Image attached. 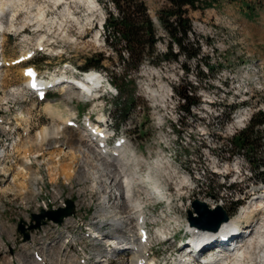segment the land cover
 <instances>
[{"label":"rangeland","instance_id":"374dc122","mask_svg":"<svg viewBox=\"0 0 264 264\" xmlns=\"http://www.w3.org/2000/svg\"><path fill=\"white\" fill-rule=\"evenodd\" d=\"M23 1L25 2V8L19 9L18 12L16 11L14 19L12 20V24L14 25L13 31L9 33L5 30L4 33L0 35L1 38L3 36V40H0V56H10L14 58L19 55L21 50L30 48L31 45H34L41 37L43 38V41L40 46L44 48L45 43H48L50 46L48 49H51V52L48 51L46 52L48 55L37 56L34 60L22 63L18 67H6L0 69V119L3 120L6 117L1 116L2 114L7 115L8 117L15 115L14 118L11 119L12 124L9 126L0 122V154L4 152L3 157L0 158V236L2 238L0 239V264L34 263V259L26 251L27 244L25 245L24 235L19 230L18 226L22 225L25 228V234L27 233L28 237L34 236L35 229H29L31 218L28 216L26 210L28 212H34V206L41 198H45L47 200L50 199L48 201L51 202L52 200L54 202L56 200L55 193L58 192L62 195V197L72 200L73 207L77 201L78 204H83L82 210L84 215V209L87 210L89 214L91 213V210H88L90 207L92 210L94 207L97 209V202L100 200V188H102L101 191L104 192L103 194H105L106 189L109 195L112 192V194H116V192H119L121 189V186L119 185L120 178L118 177L120 173H110L112 165H107L103 160L101 163L103 164V167L102 169H99L98 167L93 166L92 163L84 161V158L86 160V157H81L80 159V157L76 154L77 156L75 158H71L69 160V158L74 156V154L69 152V154L66 155L65 152H63L59 159L52 160L51 157L49 158V154H45L38 159H31V164L26 166L28 168V172L32 170L31 173L38 176L37 187L39 191L41 190V194L39 195L40 197L32 196L29 198L27 192L24 191L27 186H29L28 191L31 190V177H27L26 174V177H22L24 173L21 172L20 167H24L25 159L23 157L28 153L31 156L36 155L39 152L38 149H40V145H46L45 142L37 143L36 138L38 131L43 125H48L53 121L56 122V120L50 119L48 116L46 119L43 114V105L41 103L34 105L32 97L29 96V92L23 87V82L26 79H23L24 76L22 74L24 67L26 66H34L39 71H43L48 66L45 61H49L50 63L70 61L74 65L81 67L85 63V59H90V56L95 58L97 54L101 53L105 55L101 68L108 73V76L118 79L122 77L126 78L125 80L128 83L127 87L129 88L128 96L130 97V101L141 105L137 106L136 110L129 114V118L130 116L133 117V124L136 127L133 129L138 132L137 135L140 134L143 126L141 135L137 136L138 138H132L135 143L134 147L137 148L135 155L136 163L133 165L134 163H132V158L130 161H126L128 167L127 169L129 171L128 173L133 177V184L135 183L132 188L133 193H135L133 197L134 200H146L143 183L144 185H150L151 183L149 182L155 184L159 182L160 187L166 189L165 180L172 181L169 183V187H167V189L171 190L176 195L178 193L179 197H187V192L183 189V182L178 180V173H180V170H184V172H182V177L184 178L183 181L185 182L184 185H192L191 183L196 182V176L193 171L192 164L197 160L199 168L204 172L203 184L209 182L211 189L212 187L213 189H217L216 195H218L220 200L223 199V204L212 196L215 195L214 193L207 192L203 195L204 197H196L195 199L204 203L205 200H208L210 206H213L212 210H215L218 208V205L221 204L219 206L224 211L230 213L232 204L238 202V200L242 198V191L256 182V170L253 169L251 163L247 162L246 164H243L241 161L244 167L248 166L250 171H252L253 177L251 179H245L246 187L240 183L233 184L234 168L231 167L232 165L230 164V160L239 159V150H237L236 146H228L227 153L223 147V144L225 143L222 140L218 142L213 141V139L215 140L213 137V131H219L218 123H210V125H208L210 128L205 130L204 133L201 129L207 125V121H209L208 114L212 113V108L218 107V116L226 115V111V113H231L233 110L241 109L242 107H244L245 110H251V108H253L256 113H264V62L262 63L253 60L254 58H258L264 61V0H209L211 3L208 9L191 12L190 16L192 21L199 20V22H202V25H200L201 28H198V35L201 40H204V45L207 47L203 51L200 48V53L207 54L206 57L208 59V63L212 65V72H210V68H201L202 76H206L203 78L199 76L200 84H198L199 86L195 89L196 92H191V95L198 99L199 94H205L209 97L202 98L200 106H196V112L182 120L180 129L172 128L173 125H179V116L177 115L178 109L171 110L170 112L169 106H165L164 102V99L174 100L176 87L183 92L186 86L184 80L179 76V73L174 69L171 70L168 66L167 60L162 57L165 53V44L170 40H168V37L164 35L161 25L158 24L156 13L165 5L164 0H144L147 5V13L150 15L152 22L157 25V27H155V25L154 27L156 36L159 37L156 44V56L144 61L139 67L138 72L135 76H132V78H129L130 76L128 74L125 76V73L122 71V65L119 61V57H117L115 52L103 47L105 46V43L103 42L101 34L104 33V30L101 25L99 26L100 30L95 39L100 38L102 45H96L95 43L87 41L88 36H83L82 34L85 29L91 30L94 28L93 26H95L96 22L100 21V17L103 13L101 8L107 10L109 8L107 1L110 2V0H99V6H94L93 0L89 1L90 4L87 0H83L87 7L84 6V3L81 0ZM55 4L58 5L56 6ZM66 10H70L75 13L76 19L71 20L66 18ZM38 12L44 14V18L47 21L46 23L39 24L36 20H34L35 14ZM46 14L47 18H50L51 21L46 18ZM225 16L230 19L231 24L227 23L229 20L225 19ZM8 17H10V15L4 17L3 21L6 22L5 24H8ZM207 27H209V30ZM66 29H68L67 33L69 37H64ZM198 35L193 34V39L197 41L196 37ZM71 38L73 40H71ZM208 41H211L212 49H209L210 45ZM92 51L96 53L92 55ZM122 51H124L123 57L127 58L124 48ZM25 54L26 52L23 56ZM202 64L203 63L199 64L197 61L188 62L190 69L195 72L200 66H202ZM221 67L222 71L220 72L219 68ZM4 75L6 76V79ZM173 77H177V80H174ZM167 82H171L172 84L174 83V87L168 88ZM162 86L163 88L161 90ZM166 87L168 89H165ZM244 90L247 91L245 92ZM53 97L58 99L60 96L56 93L53 94ZM107 98L108 97H106V99H102L103 101L99 99L95 102L83 104L74 102V105H71L70 107L75 111L78 110L80 113L90 112L95 118L98 117V112V114H113L114 109L117 111L122 109L117 105L118 99H116L115 96H109V98ZM221 104L223 106H221ZM19 110H23V113L21 114L23 120L16 119V115L20 114ZM103 110L105 112H103ZM168 121H172V126ZM25 127H29V129L24 136L23 128ZM125 127H127V124H124V126L121 127V130ZM261 127L262 126L257 127L256 129L263 135L261 140L264 142V129ZM242 131L244 130L239 128V133ZM72 133L74 134L73 137L66 143L67 145L75 147L79 144V141L82 143V140H79V137L82 134L77 130L74 131L73 129ZM27 140L29 141L28 143L26 142ZM62 140H64V138L60 139V141ZM14 142L20 146H14L15 148L13 149L12 145ZM26 143L29 147L26 146ZM56 150L60 153L58 149ZM253 156H256L255 158L263 159L264 161V146L253 152L250 159H253ZM219 157L221 160H219ZM153 161L159 162L158 164L162 163L163 166L161 168V172L154 173L153 166L155 167L156 165ZM54 164L57 165L55 166ZM55 167L58 168L56 169ZM62 168H64L63 170L67 169V171H63ZM17 170H19V172ZM174 171H176L175 174L178 172L176 177L174 175ZM224 172L228 173L224 174ZM109 174L113 175V178L116 179L117 183H119L116 185V188L105 185L108 183L105 182L106 179H104V176L108 178ZM184 176H186L188 180L185 179ZM15 178H17V180L13 181L12 179ZM20 181L23 182L24 187H26L22 189V191H24L22 194L19 193V189L15 184L20 183ZM103 185L107 187H102ZM136 188H138L139 191H137ZM208 194H210V196ZM56 203L57 202H55V205ZM66 205L64 208H66ZM108 206L109 210L115 211V213L117 212V215L124 217L125 220H128V223L131 222V229L129 231H133L135 229V224H133L131 219L132 207H128L125 201L115 202L113 200ZM161 206H163V204H161ZM238 208L236 212L233 213V216L237 214ZM58 209L61 208L55 207V209L49 210L55 211ZM49 210L46 209L44 211ZM165 212L166 211L164 210V214ZM188 212L182 211V213H180L177 211V215L175 216V218H177V222L175 220L173 221V217L171 218L166 214L165 218H158L157 221H161L152 223L155 225L156 230L165 233L168 240L174 237L181 238V235H183L181 219L184 222H188ZM192 214L194 217L198 216L194 212ZM254 215L258 216L257 214ZM84 217H82V224H74L75 226L74 229H72L73 231L71 230L72 232H85V230H87L86 228H88L89 225L86 223L88 221L92 222L93 214L86 222L84 221ZM64 219H66V217L63 218V220ZM110 219V216L106 217V222L110 221ZM43 222L50 223L52 221L44 219L42 223ZM241 223L244 225L246 222L243 221ZM258 223L260 224V222ZM85 224L87 226H85ZM259 224L255 225L254 223L256 229L252 234L253 236L256 235V230L258 229ZM53 227V224H51L49 235L43 236H54L52 234ZM178 228L181 230H178ZM252 229L253 228H250L249 230ZM110 232L112 231L109 227V231H106L105 235L102 237H108ZM37 240L38 237L30 239L29 241L38 243ZM252 241L253 246H251L248 251L251 250L254 252L256 251L255 249H257L254 243L256 241L255 238ZM94 244L95 243L89 244L88 249L90 252L94 254L100 251L101 256L106 255V258L110 259L109 264H127L130 260L129 254L126 253H118V255L114 257L110 255V253L106 254L105 251H110L112 246H101L102 242L99 245ZM262 245H264V242L261 244L259 249L260 252L258 254H254L252 252V255L255 256H251L249 258L251 260V264H259L260 258L258 259L257 255L264 253V246ZM57 246H55L56 248L54 247L47 250L45 254L46 256H49L50 254L52 255V264H62L58 263L57 253H55ZM50 250L51 252H49ZM52 250L54 252H52ZM11 255L14 256V258L10 259L9 257H11ZM80 256L82 255L80 254ZM86 256L89 257H82H84L88 264H101L97 262L95 257H92L89 254H86ZM30 260L31 262H29ZM247 261L248 260H245L243 263L248 264ZM229 262L230 264H234V259Z\"/></svg>","mask_w":264,"mask_h":264},{"label":"bare ground","instance_id":"6f19581e","mask_svg":"<svg viewBox=\"0 0 264 264\" xmlns=\"http://www.w3.org/2000/svg\"><path fill=\"white\" fill-rule=\"evenodd\" d=\"M90 0H87V2H89ZM29 4V3H28ZM90 4V2H89ZM30 5V4H29ZM56 5V4H55ZM58 5V4H57ZM56 5V6H57ZM25 8V2L23 0H0V35L4 33L5 30H7L6 32H11L14 29V25L12 24V20L14 19L15 16V12L19 11V9H24ZM27 8V6H26ZM43 9V8H42ZM27 10V9H26ZM21 11V10H20ZM40 11V10H38ZM41 12V11H40ZM36 13L35 14V19L36 22L40 23H46L47 21L44 18V14L42 13ZM66 13V12H65ZM19 14V13H18ZM8 15H10L8 24H5L6 22H4V17H7ZM28 16V15H27ZM30 16V14H29ZM28 16V17H29ZM17 17V14H16ZM31 18V19H32ZM50 20V19H49ZM27 21V20H26ZM51 21V20H50ZM55 21V20H54ZM104 21V20H103ZM156 21V20H155ZM29 22V21H28ZM35 22V21H34ZM56 22V21H55ZM157 22V21H156ZM14 23V22H13ZM31 23V22H30ZM103 23V22H102ZM52 24V23H51ZM155 24V23H154ZM200 25H202V22H199ZM55 25V24H54ZM59 25V24H58ZM57 25V27L59 28V26ZM22 27V26H21ZM102 27V26H101ZM23 28V27H22ZM46 28V27H45ZM48 29V28H47ZM61 29V28H60ZM103 29V27H102ZM211 32V31H209ZM39 36V35H38ZM224 37V36H223ZM3 38V36H2ZM0 37V40L2 39ZM230 39V38H229ZM3 40V39H2ZM43 38L41 37L39 41H37V44L42 45ZM46 42V41H45ZM205 43L202 41L200 42V48L202 49V51L207 47L206 45H204ZM1 45V44H0ZM49 46V45H48ZM41 47V46H40ZM210 49V48H209ZM60 51V50H59ZM30 52V51H26ZM201 52V51H200ZM224 53V52H223ZM224 55V54H223ZM164 61V60H163ZM212 66V65H211ZM208 69V67H207ZM52 72L50 73V75L46 76L47 79H51L53 77H56L60 74H53V71H58L61 73H65V70H60L58 67H56L55 69L51 70ZM206 71V70H205ZM231 71V70H230ZM98 74H92L91 72H76L75 74L71 75L68 79L67 82L62 84L59 88H63L67 90L65 99H69L71 100H75V101H88V100H97L100 95L102 94V98L105 97H113L116 93L117 90L115 87H110L107 82L109 81V77L108 74L106 72H103L101 70L97 71ZM231 73V72H230ZM6 75V74H5ZM4 75V76H5ZM3 76V77H4ZM247 76V75H246ZM231 77V76H230ZM243 77V76H242ZM245 77V76H244ZM20 78V77H19ZM22 78V77H21ZM6 79V76H5ZM24 79H26L23 83H27L30 78L29 77H24ZM241 79V78H240ZM228 80V79H227ZM246 80V79H244ZM243 80V81H244ZM2 81V80H1ZM221 81V80H220ZM163 82V81H162ZM38 84H47V81H42V80H37ZM224 83V82H223ZM228 83V82H227ZM230 83V82H229ZM162 85V84H161ZM164 85V84H163ZM227 85V84H226ZM242 85V84H241ZM160 86V85H159ZM240 86V85H237ZM165 87V86H164ZM231 87V86H229ZM163 86L161 87L162 90ZM235 88V87H234ZM249 88V87H248ZM11 89V88H10ZM165 89H168L167 87ZM241 89V88H240ZM13 90V89H12ZM12 90H8V91H12ZM26 90V89H25ZM230 90V89H229ZM235 90V89H234ZM251 90V89H250ZM28 91V90H27ZM152 91V90H151ZM245 91V90H244ZM247 91V90H246ZM245 91V92H246ZM29 92V96L32 97L33 100H35V95ZM154 92V91H152ZM173 92V91H172ZM249 92V90H248ZM166 93V92H165ZM225 93V92H224ZM240 93V92H239ZM154 94V93H153ZM156 94V93H155ZM242 94V93H241ZM240 94V95H241ZM233 95V94H232ZM153 96V95H152ZM156 96V95H155ZM192 96V95H191ZM223 96V95H222ZM247 96V95H246ZM159 97V96H158ZM249 97V96H248ZM107 98V99H108ZM153 98V97H152ZM163 98V96H162ZM165 98V96H164ZM170 98V97H169ZM229 98V97H228ZM234 98V96H233ZM239 98V97H238ZM113 99V98H112ZM155 99V98H154ZM158 99V98H157ZM246 99V98H245ZM156 100V99H155ZM167 100V99H166ZM199 100V99H198ZM230 100V99H229ZM103 101V100H101ZM153 101V100H152ZM227 101V100H226ZM235 101V100H234ZM241 101V100H240ZM154 102V101H153ZM165 102V101H164ZM225 102V101H224ZM223 102V104H224ZM239 102V101H238ZM242 102V101H241ZM240 102V103H241ZM250 102V101H249ZM161 103V102H159ZM207 103V102H206ZM218 103V102H217ZM229 103V102H228ZM233 103V102H232ZM245 103V102H244ZM247 103V102H246ZM45 112L48 113V117L50 119H54L56 120V122H51L48 125H43L37 134V143L40 142H47V143H52L54 140L53 138H57L58 135H62V137L64 138V142H68L72 137H73V133H72V129L70 128H66L65 124L66 121H68L69 115H67L66 113H63L58 107H56V105H50L49 103L45 104ZM153 105V104H152ZM215 105V104H214ZM236 105V104H235ZM242 105V104H241ZM154 106V105H153ZM203 106V105H202ZM221 106H223L221 104ZM230 106V105H228ZM159 107V106H158ZM218 108V107H217ZM154 109V108H153ZM167 109V108H166ZM156 110V109H155ZM211 110V109H210ZM228 110V109H227ZM102 111V110H101ZM177 111V110H176ZM103 112H105L103 110ZM159 112V111H158ZM171 112V111H170ZM227 112V111H226ZM258 112V111H257ZM23 113V112H22ZM90 113V112H89ZM99 113V112H98ZM97 113V116L99 115ZM222 113V112H221ZM230 113V112H229ZM228 113V114H229ZM111 113H107V115H104V118L107 119V122L112 125L114 123L115 120H113V118L110 115ZM173 114V113H172ZM178 115V113H177ZM220 116V115H219ZM253 117V114L251 112V110H245L244 107H242L241 109H235L233 110V112L230 113L229 116V124H235L236 123V129L239 130V128H242L243 130H245L247 128V126L250 124L251 119ZM157 118V117H156ZM175 118V117H174ZM16 119H22V115L21 114H17L16 115ZM166 120V119H165ZM63 121V124L61 123ZM158 122V121H157ZM127 124L126 128H136L135 125L133 124V117L130 116V118L128 119V121L125 123ZM165 124V123H164ZM157 125V124H156ZM124 126V125H123ZM164 126V125H163ZM170 126V125H169ZM175 126V125H173ZM264 129V125H262V127ZM123 129V130H124ZM172 129V128H171ZM121 130V129H120ZM121 130V131H123ZM120 131V132H121ZM174 132V131H173ZM36 135V134H35ZM161 135V133H160ZM158 136V135H157ZM84 138H86L87 140V145H85L83 143ZM25 139V138H24ZM30 139V138H29ZM28 139V140H29ZM18 140V139H17ZM23 140V139H22ZM26 141L27 143L30 141ZM79 140H82V143L76 145V149L74 147L73 150H71V148H69L68 152H65V154H69V152H72L74 154V156L72 157H68L69 160L71 158H75L77 155L82 158L86 157V160L84 158V161H89V159H91L93 166L98 167L99 169L103 167V164H101L103 162V157L104 154L101 153V149L97 147V144H99V139H94V143L90 141V135L87 134L86 132L84 133V136L80 135ZM20 141V140H18ZM35 141V140H34ZM160 141V140H159ZM158 141V142H159ZM26 143V146H28V144ZM165 143V142H164ZM84 144V145H82ZM24 145V144H23ZM90 145V146H89ZM16 146H20L18 145L16 142H14V144L12 145V148L14 149ZM159 146V145H158ZM166 146V145H165ZM60 147V146H59ZM102 149L105 147H101ZM106 149H108L110 151V149L107 147ZM112 150V149H111ZM174 150V149H173ZM61 150L60 153L58 151H54L52 153L49 154V158L51 157L52 160L54 159H59L60 155H61ZM118 155L121 154L120 149L117 150ZM4 153V152H3ZM1 153V154H3ZM230 153V152H229ZM233 153V152H232ZM77 154V155H76ZM236 154V153H235ZM4 155V154H3ZM81 155V156H80ZM117 155V156H118ZM62 156V155H61ZM233 156V155H232ZM235 156V155H234ZM2 156H0L1 158ZM38 156L37 155H32L28 158H25V163H24V167H20L21 172H23V176L22 177H31V190L28 191V187H24V183L20 181V183H15L16 187H18V191L19 193H24V191L27 192V195L29 196V198H31L32 196H36V197H40L39 195L41 194V190L39 191L38 187H37V176L31 174L30 170L28 172V168L26 165L30 164V160L31 159H36ZM66 158V157H65ZM232 158V157H231ZM83 160V159H82ZM108 161H106L107 165H112V167L110 168V173H120L119 174V178H120V184L117 183L116 179L113 178V175L109 174V177L107 178L106 176H104V179H106V183L105 184L107 186H113L116 188V185H120L121 189L120 191V195H117L116 197L114 195H111L109 198V194H106L107 192H105V195L103 194V192L100 190L99 194H100V200L97 202V209H95V207L93 208V218H92V222L88 221L86 224L89 225L88 228H86L87 230H85V232L83 231H75L72 232L73 230V226L77 225V224H82V217H80V214H75L73 215L71 218H67V220H71V221H76L74 222L73 226H64V223L60 224V225H54L53 224V228H52V234L54 236H43L41 235V237H38L37 242H27V252L28 254L35 259L34 256H36V251H41L42 247H43V254L42 256H37L38 257V263H42L45 261V257L46 256V251L49 249L54 248L57 245H62L65 244L67 242V244H81V249H80V254L82 256L85 257H89L86 256V254L91 255L92 257H95L97 259L98 263L101 264H109L110 259L106 258V255L101 256V252L98 251V253H92L90 252L89 248V244L90 243H95L94 245H99L101 242V246H107V247H111L110 251H105V253L114 256H117L118 253H126L129 254V262L127 264H133L134 258H135V254L133 253L132 249L135 246H139L137 243V230H133L132 232L129 231L131 229V222L128 223V220H125L124 217L117 215V212L115 213V211L109 210V204L114 200L115 202H120V201H125V203L128 205H130L131 210V219L133 221V224H135V228L137 227L136 224V219L139 216H143L144 217V223L146 225H154L152 222H159L157 221L158 218H165L166 214L169 217H173V221L177 220V218H175L176 214V207L174 202L172 201V196L173 197H179L178 193L177 195L172 192L169 189H163L160 187L159 182L157 184L151 183L150 185H144L143 183V188L145 189L144 193L146 194L145 197V201L142 199L141 200H134V195L135 193H133V190L130 189L132 187L133 184V177L131 176V174H129L128 169L126 167V161H125V156H121V157H115L114 159L111 158V160H109V157L107 158ZM49 161V160H48ZM48 163V162H47ZM153 163H155V167L153 166V170L154 173L155 172H161V168H162V163L158 164L159 162L153 161ZM65 164V163H63ZM50 165V164H49ZM55 165V164H54ZM57 165V164H56ZM55 165V166H56ZM60 165V164H59ZM67 165V164H66ZM102 165V166H101ZM52 166V165H50ZM49 166V167H50ZM63 166V165H62ZM61 166V167H62ZM87 166V165H86ZM85 166V167H86ZM173 166V165H172ZM17 167V168H19ZM26 167V168H25ZM54 167V166H53ZM56 168V167H55ZM54 168V169H55ZM58 168V167H57ZM56 168V169H57ZM113 168V171H112ZM53 169V168H52ZM64 168H62L63 170ZM76 170V169H75ZM19 172V170H17ZM55 171V170H54ZM63 171H67V169L63 170ZM28 172V173H27ZM70 172V171H69ZM81 172V171H79ZM176 171H174V175L176 177ZM57 173V172H56ZM163 173V172H162ZM167 173V172H166ZM169 173V172H168ZM191 173V172H190ZM26 174V176H25ZM69 174V173H67ZM18 175V174H17ZM52 175V174H51ZM165 175V174H164ZM167 175V174H166ZM20 177V176H19ZM70 177V176H69ZM68 177V178H69ZM185 179H187L186 176H184ZM189 177V176H188ZM13 178V177H12ZM82 178V177H81ZM174 178V177H173ZM179 178V177H178ZM170 179V178H169ZM172 179V178H171ZM184 179V178H183ZM251 179V178H250ZM13 181H16L17 178L12 179ZM69 180V179H68ZM81 180V179H79ZM110 180V181H109ZM116 182H113V181ZM188 180V179H187ZM193 180V179H192ZM57 181V180H56ZM186 181V180H185ZM81 182V181H80ZM183 182V181H181ZM148 183V184H149ZM185 183V182H184ZM190 183V182H189ZM183 184V183H182ZM192 184V183H191ZM103 185V187L105 186ZM190 185V184H189ZM105 186V188L107 187ZM181 187V186H180ZM23 188H26L24 191H22ZM101 189V188H100ZM112 189V188H111ZM184 189V188H183ZM116 191V190H115ZM31 192V193H30ZM113 193V192H112ZM117 193V192H116ZM24 195V194H23ZM79 195V193H78ZM116 195V194H115ZM26 196V197H28ZM56 196V200H60V197H62V195H60L58 192L55 193ZM187 196V195H186ZM226 197V196H225ZM227 198V197H226ZM203 199V198H202ZM201 199V200H202ZM157 202H160V204H163L161 210H158L157 212H153V210H155V205L157 204ZM190 203H185L184 207V211H187L189 207ZM252 206L249 207H245L241 213H239L238 215L232 216L229 218L228 222L223 223V226L221 229H223L225 226L227 225H232V224H238L241 222H246V225L242 228L244 232H248V236L247 237H243V239H238V240H231L228 242H224L223 244H217L216 248L221 251L220 256L223 258L224 264H227L228 259L229 261L234 259V264H244L243 262L245 260H248L247 263L251 264V260L249 259L251 256H255L252 255L251 250L248 251V249L251 248V246H253V241L255 238V247H257V249H255L256 251H254V254H258L260 252V246L261 244H263L264 242V201H256L253 204H251ZM51 207V202L48 201L45 198H41L36 205L34 206V209H36L37 207ZM256 207V208H253ZM253 208V209H252ZM164 210L166 211L164 214ZM85 213V212H84ZM257 214L258 216L254 215ZM85 216V214H84ZM110 216L111 219L110 221L106 222V217ZM259 217V218H257ZM170 218V219H171ZM169 220V219H168ZM177 222V221H176ZM175 222V223H176ZM260 222V224L258 223ZM174 223V224H175ZM255 225H258V229L256 230V235L253 236L252 234L254 233V230L256 229ZM257 223V224H256ZM85 224V226H87ZM102 225H106L104 228V230H100L98 228L102 227ZM178 226V224H177ZM182 226V225H181ZM254 226V227H253ZM109 227L111 228V231L108 237H102L105 235L106 231H109ZM173 228V227H172ZM176 228V225H175ZM250 228H253L252 230H249ZM72 230V231H71ZM156 227L153 228V232L154 234L151 235L150 237L152 238L150 240V244L148 245V247H152V250H158L159 249V238L158 236H162L163 238H165L166 240V245H164V248L170 247L172 248V250L168 253L167 259H166V263L167 264H176V261L178 260L177 257L179 258V256L176 257H170L171 252L176 250L178 248V246L181 243L175 244L174 240L175 238H171L170 240H168V238H166L165 233L160 232L159 230H156ZM178 230H181L178 228ZM177 230V231H178ZM126 231V232H125ZM190 231L193 233V230L190 229ZM134 233V235H133ZM179 234V233H178ZM106 238V239H105ZM0 239L1 236H0ZM105 240V241H102ZM101 241V242H100ZM108 244V245H107ZM198 245V244H196ZM100 246V247H101ZM264 246V245H262ZM5 247V246H4ZM147 247V248H148ZM254 247V248H255ZM56 248V247H55ZM187 250V255H190L193 259L195 258V256H193L191 254V252L189 251L190 249H186ZM55 251V249H54ZM52 250V252H54ZM51 252V250L49 251ZM142 252V250H140V253ZM52 255L50 254L49 257H51ZM258 259H259V264H264V253H261L260 255H257ZM104 257V258H102ZM170 257V258H169ZM197 257V256H196ZM226 257L228 259H226ZM52 258V257H51ZM254 259V258H253ZM14 260V259H13ZM222 260V259H221ZM28 262V261H27ZM31 262V260L29 261ZM52 263V262H51ZM26 264V263H25ZM88 264V263H87ZM207 264H223L220 261V258H213L212 260H209V262H207ZM255 264V263H254Z\"/></svg>","mask_w":264,"mask_h":264},{"label":"trees","instance_id":"16d2710c","mask_svg":"<svg viewBox=\"0 0 264 264\" xmlns=\"http://www.w3.org/2000/svg\"><path fill=\"white\" fill-rule=\"evenodd\" d=\"M112 1L118 15H114L112 12L108 13L105 22L106 42L119 57L122 71L126 76L128 73L135 71L145 58L156 56V44L159 37L156 36L155 31L157 25L152 22V19L150 20L144 0ZM164 1L165 5L156 13L158 24L162 25L165 35L170 40L162 57L170 61L177 60L180 55H184L187 59L197 57L199 53L198 46L187 39V33L191 29L190 22L192 21L190 14L197 10L208 9L211 2L209 0ZM123 48L128 52L129 58L127 60L120 54ZM173 48H177L178 51L174 52ZM103 60L104 57L99 54L96 58L87 59L81 69L97 68L101 66ZM208 68L211 69L210 64ZM125 79V77H122L119 79L113 78L112 80L122 94H127L129 90ZM191 100H198V98L191 96ZM262 125H264V114L256 116L247 130L239 134L233 141L239 149L244 150L248 157L262 147L260 134L255 130ZM251 162L254 167L264 165L263 159L259 158H253ZM259 170H262V168H259ZM231 208L234 210V207ZM232 209L230 213H233Z\"/></svg>","mask_w":264,"mask_h":264},{"label":"built area","instance_id":"2783aa9c","mask_svg":"<svg viewBox=\"0 0 264 264\" xmlns=\"http://www.w3.org/2000/svg\"><path fill=\"white\" fill-rule=\"evenodd\" d=\"M110 9H113L112 3L110 2ZM191 29L188 31L187 33V39L191 42H194L198 48H199V53L197 57L191 58V59H187L184 55H180L179 58L177 60H167L168 66L171 68V70H176L179 73V76L184 80L185 82V88L184 91H180L177 87L175 89V98L174 100H166L165 101V106H169L170 111L174 110V109H178V116H179V125H175L172 126V121H168L170 123V125L172 126V128H181L182 125V120L184 118H187L189 115L193 114L196 112V106H200V103L202 102V98L204 97H209L206 96L205 94H199V100H191V92H196L195 89H197V87L199 86L198 84H200L199 81V76H201V78H203L206 75L202 76V69L203 67H209V63H208V59H207V54L200 53V42L204 41L203 39L201 40L199 35H198V28H201L200 24H199V20L198 21H191ZM162 28V26H161ZM209 30V27H207ZM193 34L198 35L196 37L197 41L195 39H193ZM165 35V33H164ZM166 36V35H165ZM167 37V36H166ZM94 40L95 37L93 38ZM212 39V37H211ZM167 43L165 44V52H166V46ZM209 45H210V49L211 48V41H208ZM174 52H177V48H173ZM108 55V54H106ZM190 61H197L199 64L203 63L202 66H200L198 68V70H196V72L192 69H190V66L188 65V62ZM185 65V66H184ZM220 72L222 71V67L219 68ZM194 71V72H193ZM210 72H212V70H210ZM92 74H98L97 72H91ZM53 74L55 76V74H61V72L58 71H53ZM187 78V79H186ZM174 80H177V77H173ZM174 83L172 84L171 82H167V86L168 88H173ZM99 98H102V94L100 95ZM251 112L253 114V116H256L257 114L260 113H256L255 110L253 108H251ZM226 115H217V108H212V113L208 114L209 115V121H207V125L204 126V128H202V132L204 133L205 130H208L210 127L208 125H210V123H218V130L219 131H213V137L215 138V140L213 139V141L218 142V141H223L225 144H223L224 149L226 150L225 152L228 153V146H235V144L233 143L234 138L239 134V130L236 129V123L235 124H229V114L225 112ZM107 115V114H106ZM202 133V134H203ZM83 143L85 145H87V140L86 138H84ZM83 144V145H84ZM90 146V145H89ZM237 150H239V159L236 160H230V164L232 165L231 167L234 168V179H233V184H243L244 187H246V181L245 179L247 178H252L253 174L252 171H250V169L248 168V166L244 167L243 164H246L247 162H249V159L247 158V156L244 154V151L239 149L236 146ZM219 160H221V158L219 157ZM243 164H242V162ZM197 160L196 162H194L192 164L193 166V171L195 173L196 176V182H193L192 185H184V181H183V177H182V172H184V170H180V173H178V177H179V181H183V188L186 190L187 192V197H173L172 196V201L175 204L176 207V212H180L182 213V211H184V205L185 203H192L193 200H195L196 197H204L203 195L208 193H214L216 195L217 189H211V185L210 183H206L203 184V178H204V172L199 168V164H197ZM230 169V168H229ZM166 172V171H165ZM228 173V172H227ZM226 172H224V174H227ZM172 181L169 180H165L166 183V189L167 187H169V183ZM229 186V184H228ZM137 191L138 188H136ZM210 196V194H208ZM212 195L214 198H216V200H219V202L221 204H223V199L220 200L218 198V195ZM239 199V198H238ZM235 199V200H238ZM50 200V199H48ZM67 198L64 197H60V200H55L54 202L51 200V207H37L35 209V211L33 212H29L28 216H30L31 213H39L40 210H46V209H55V207L57 208H63L65 206ZM55 202L56 205H55ZM205 204H208L210 206V203L208 200H205ZM212 204V203H211ZM219 204V205H221ZM55 205V207H54ZM218 205V206H219ZM82 206L83 204H78V201L75 202V210L77 211L76 214H80V217H84L83 215V210H82ZM212 206V205H211ZM130 207V205H129ZM213 207V206H212ZM74 222L76 221H71V220H64L62 223H64V226H73ZM52 223H47L43 226H41V229L36 230L34 232V236L30 237V239H35L37 237H41V235H49V230H50V226ZM74 229V226H73ZM132 232V231H131ZM134 235V233H133ZM29 239V240H30ZM29 242V241H27ZM27 242H25V245L27 244ZM80 249H81V244H67V242L65 244L62 245H58L57 249L55 251V253H57V258L59 261H61V263L64 264H79L78 258L80 257ZM43 254V247L41 249V251H36V256L34 259V263L33 264H46V263H50V257L49 256H44L45 257V262L42 263H38V257L37 256H42ZM37 257V259H36ZM11 258H14V256L11 255ZM226 259H228L226 257ZM229 262V259H228Z\"/></svg>","mask_w":264,"mask_h":264},{"label":"water","instance_id":"95a60500","mask_svg":"<svg viewBox=\"0 0 264 264\" xmlns=\"http://www.w3.org/2000/svg\"><path fill=\"white\" fill-rule=\"evenodd\" d=\"M191 207L192 210L188 212V222H190L192 227H197L200 230H209L217 233L220 230L221 225H223L225 222H228L229 220L227 212L220 207L216 208L215 210H211L208 208V206L198 200H194ZM73 212V202L70 200L67 202L66 208L55 211H42L39 215H32L29 229L33 230L40 228V225L44 219L54 223H61L63 218L71 216ZM193 212L198 216L194 217L192 214ZM18 227L23 233L24 239H28V234H25V228L22 225H19Z\"/></svg>","mask_w":264,"mask_h":264},{"label":"crops","instance_id":"0c3cea01","mask_svg":"<svg viewBox=\"0 0 264 264\" xmlns=\"http://www.w3.org/2000/svg\"><path fill=\"white\" fill-rule=\"evenodd\" d=\"M24 76V75H23Z\"/></svg>","mask_w":264,"mask_h":264}]
</instances>
